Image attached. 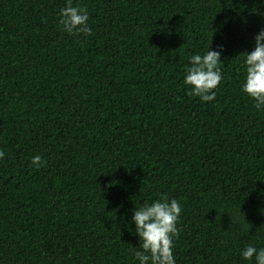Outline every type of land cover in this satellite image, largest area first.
Instances as JSON below:
<instances>
[{
	"label": "trees",
	"instance_id": "trees-1",
	"mask_svg": "<svg viewBox=\"0 0 264 264\" xmlns=\"http://www.w3.org/2000/svg\"><path fill=\"white\" fill-rule=\"evenodd\" d=\"M0 0V264H138L124 225L161 195L181 206L175 264H254L264 247V109L241 91L260 0ZM222 45L214 102L183 84ZM44 163L35 168L31 156Z\"/></svg>",
	"mask_w": 264,
	"mask_h": 264
},
{
	"label": "clouds",
	"instance_id": "clouds-1",
	"mask_svg": "<svg viewBox=\"0 0 264 264\" xmlns=\"http://www.w3.org/2000/svg\"><path fill=\"white\" fill-rule=\"evenodd\" d=\"M264 4V0H260ZM61 31L73 35L83 33L90 35L92 29L88 24L89 12L84 6L74 4L73 0H65L59 9ZM254 46L243 51L244 79L241 91L253 99L257 110L264 109V27L253 37ZM223 46L188 56L184 68L183 84L187 86L190 96L198 97L201 102H214L216 87L222 79L220 64ZM5 152L0 150V160ZM30 163L39 168L44 163L40 155L31 156ZM181 206L176 198L161 195L150 202L145 200L135 204L130 218L125 213L122 219L129 231L137 237L139 247L134 250V259L138 264H175L174 238L178 234V218ZM244 260L254 264H264V247L246 245L240 251Z\"/></svg>",
	"mask_w": 264,
	"mask_h": 264
}]
</instances>
